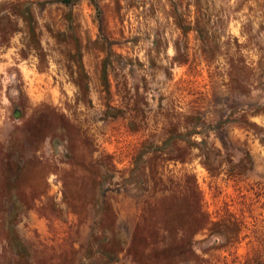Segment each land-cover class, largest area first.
Masks as SVG:
<instances>
[{"label":"rangeland","instance_id":"rangeland-1","mask_svg":"<svg viewBox=\"0 0 264 264\" xmlns=\"http://www.w3.org/2000/svg\"><path fill=\"white\" fill-rule=\"evenodd\" d=\"M0 264H264V0H0Z\"/></svg>","mask_w":264,"mask_h":264},{"label":"trees","instance_id":"trees-1","mask_svg":"<svg viewBox=\"0 0 264 264\" xmlns=\"http://www.w3.org/2000/svg\"><path fill=\"white\" fill-rule=\"evenodd\" d=\"M72 1H73V0H60V2L66 4V5L72 3Z\"/></svg>","mask_w":264,"mask_h":264}]
</instances>
